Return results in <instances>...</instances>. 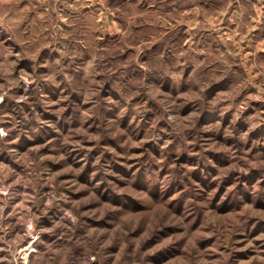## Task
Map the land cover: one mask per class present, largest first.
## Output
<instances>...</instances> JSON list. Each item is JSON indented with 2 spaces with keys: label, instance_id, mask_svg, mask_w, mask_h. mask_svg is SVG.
<instances>
[{
  "label": "rangeland",
  "instance_id": "1",
  "mask_svg": "<svg viewBox=\"0 0 264 264\" xmlns=\"http://www.w3.org/2000/svg\"><path fill=\"white\" fill-rule=\"evenodd\" d=\"M0 264H264V0H0Z\"/></svg>",
  "mask_w": 264,
  "mask_h": 264
}]
</instances>
